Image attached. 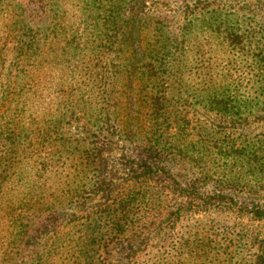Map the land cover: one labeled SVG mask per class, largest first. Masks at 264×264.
<instances>
[{
	"label": "rangeland",
	"instance_id": "374dc122",
	"mask_svg": "<svg viewBox=\"0 0 264 264\" xmlns=\"http://www.w3.org/2000/svg\"><path fill=\"white\" fill-rule=\"evenodd\" d=\"M10 1L0 0V4ZM45 2L47 18L40 21L39 27L46 30V22L55 17L66 28L51 45L59 51L51 55L54 67L59 73L75 72L77 77L70 82L83 84L88 81V66L98 57L97 46L103 33L98 16L104 12V5L109 4L114 12L117 7L146 9L136 17L148 26L150 6L155 5L162 13V4L170 7L178 4L175 0ZM202 5L210 6L190 17L177 13L165 22L161 20V24H168L166 30L171 31L183 23L179 38L183 85L181 93L174 97L180 96L181 106L199 117L200 121L191 123L192 132L198 129L206 134L199 167L175 163L167 166L187 186L202 171L209 176L197 188L200 206L183 211L178 230L185 236L190 230L199 231L204 249L211 250L214 242L211 245L209 240L214 239L221 246L216 257L215 252L205 250L195 260L186 254L184 264H264V0H204ZM76 42L79 48H74ZM61 49L68 52L65 59ZM128 57L120 54L116 62L109 58L106 66L104 63L109 80L118 77L122 86L127 83V71L139 66L137 63L130 66ZM136 58L132 55L133 60ZM3 65L0 68V264H7L12 248L20 249L27 242L36 246L34 253H23L24 262L31 264L36 254L42 260L49 252L66 253L77 248L76 243L87 244L88 230L99 220L98 214H90L89 221H85V216L88 211H95L102 200L90 195L98 174L96 169L81 165L88 157L89 147L69 141L80 132L77 123L69 117L60 118L62 110H58L55 100L48 103L51 106L48 114L39 109V102L31 101L29 108L38 110L26 115V79L13 71L12 64ZM83 84L81 88L86 92ZM122 90L129 95L132 88L125 86ZM171 104L172 108L178 107L175 100ZM55 108L57 114H51ZM56 128L65 141L48 139L47 135ZM109 141L100 149L102 168L105 167L110 177L116 170L122 176V164L139 150L111 138ZM136 187L135 191L145 192V198L134 201L133 205H140L143 212L150 211V181ZM167 198L173 199L171 195ZM179 201L181 198L176 202ZM40 226H44V233L32 237L33 229ZM148 257L149 249L140 256Z\"/></svg>",
	"mask_w": 264,
	"mask_h": 264
},
{
	"label": "trees",
	"instance_id": "16d2710c",
	"mask_svg": "<svg viewBox=\"0 0 264 264\" xmlns=\"http://www.w3.org/2000/svg\"><path fill=\"white\" fill-rule=\"evenodd\" d=\"M175 1L178 2L176 7L162 4V13L155 5L150 6L148 26L136 17L146 9L117 7L114 12L109 4L104 5V12L98 16L103 31L97 46L98 57L87 68L85 84L70 82L77 77L75 72L59 73L54 67L51 55L59 51L51 45L66 28L64 22L55 17L46 22V30L39 27L40 21L47 18L45 0H11L0 4V68L3 64H12L13 71L26 79V115L38 110L29 108L31 101L39 102V109L48 114L51 110L48 103L55 100L58 110H62L60 118L69 117L77 123L80 132L69 141L89 147L88 157L81 165L96 169L98 174L90 195L102 200L95 211H88L85 216V221H89L90 214H98L99 220L88 230L87 244L76 243L78 247L66 253L49 252L42 260L36 254L31 264H184L186 254L195 260L204 250L215 252L216 257L221 249L216 239L209 240L211 245L214 242L211 250L204 249L199 231L190 230L185 236L178 230L183 211H193L200 206L197 188L209 176L202 171L198 179L191 180L187 186L180 183L167 166L175 163L199 167L206 134L198 129L192 132L191 123L200 121L199 117L181 106L180 96L174 97L181 93L183 85L179 41L183 23L173 29L174 32L166 30L168 24H161V20L165 22L177 13L190 17L205 12V7L210 5H202L204 0ZM79 47L76 42L74 48ZM60 51L65 59L68 52ZM120 54H128L130 66L139 64L135 70L127 71L129 78L123 86L121 78L109 80L105 68L109 58L116 62ZM132 55L137 58L133 60ZM125 86L132 88L129 95L122 90ZM174 100L177 108H172ZM52 111L51 114H57L56 108ZM83 119H87L86 122H82ZM47 136L65 141L60 137L59 128ZM108 138L139 150L122 164V176L116 170L110 177L105 167L102 168L100 149L109 144ZM146 181H150V211L143 212L144 208L133 203L145 198L144 191L135 189ZM170 195L174 202L168 200ZM179 198L181 201L176 202ZM44 230V226L34 228L32 237L42 235ZM35 249L31 242L20 249L12 248L7 264H26L23 253H34ZM147 249L150 257L141 259Z\"/></svg>",
	"mask_w": 264,
	"mask_h": 264
}]
</instances>
